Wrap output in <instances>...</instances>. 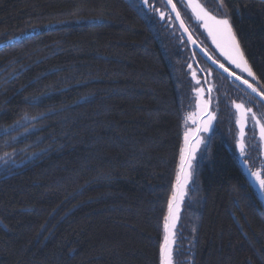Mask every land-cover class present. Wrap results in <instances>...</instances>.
Here are the masks:
<instances>
[{
	"label": "trees",
	"instance_id": "obj_1",
	"mask_svg": "<svg viewBox=\"0 0 264 264\" xmlns=\"http://www.w3.org/2000/svg\"><path fill=\"white\" fill-rule=\"evenodd\" d=\"M223 4L264 94V0ZM177 37L134 0H0V264H159L192 106ZM177 234L176 264H264V206L220 136Z\"/></svg>",
	"mask_w": 264,
	"mask_h": 264
},
{
	"label": "flooded vegetation",
	"instance_id": "obj_2",
	"mask_svg": "<svg viewBox=\"0 0 264 264\" xmlns=\"http://www.w3.org/2000/svg\"><path fill=\"white\" fill-rule=\"evenodd\" d=\"M134 1L139 7L144 9L147 15L150 17L156 16L159 23L164 24L169 30L173 31L176 36L181 38V44L186 46L190 58L189 64L191 66V71L188 72L191 90L193 94L199 92V89L202 90L206 96V108L209 106L210 114L212 112L215 117V124L217 126L219 125L218 127L221 126L224 130V134H220V132L217 131L213 136H220L221 139L227 140V136L229 135L228 127H230L233 134H235L241 124L245 127V136L247 137L245 143V155L248 154L245 157L246 162L248 166L256 167V169L260 168L259 170L261 171L264 170V162L261 161L263 156L257 153V151L262 150V148L264 150V140L261 139L260 135V127L264 126V104L255 96V94L260 93L259 95L264 97V94L252 77L230 64L218 50L214 49L199 26L192 27L191 23V25H189L187 22L189 20H186L176 0H172V3L175 4L176 11L180 13L182 22L200 50L204 49V52L206 51L208 53L206 57L211 56L217 61V63H215L217 66L223 64L230 72L234 73V75H226L213 68L208 62L209 58L205 59L194 48H190L164 0H147V2H145V0ZM162 16L163 18H161ZM209 60L213 62L212 59ZM193 74H195V76ZM235 75L241 76L242 79H247L257 91L253 92L246 85L242 84L240 80L235 79ZM237 104L242 105V108L238 110L235 107ZM248 109H251V111H248ZM253 116L256 117V120H253ZM245 121L251 123V129L248 125L246 127ZM257 121H259V124Z\"/></svg>",
	"mask_w": 264,
	"mask_h": 264
},
{
	"label": "rangeland",
	"instance_id": "obj_3",
	"mask_svg": "<svg viewBox=\"0 0 264 264\" xmlns=\"http://www.w3.org/2000/svg\"><path fill=\"white\" fill-rule=\"evenodd\" d=\"M181 12L184 14L186 20L189 23V25L192 24V27L197 26L198 22H196L195 18L192 16L190 10L188 9V5H187V0H176ZM199 4L204 7V9H206L210 15L215 16L217 18H224L225 15H227L224 6H222L221 1L220 0H198ZM151 18L153 20L157 19L156 16H151ZM158 20V19H157ZM159 22V21H158ZM191 23V24H190ZM163 26V28L165 30H169L166 26H164V24H161ZM170 33H172L173 35H176L173 31L170 30ZM177 37V36H176ZM207 39L210 41L211 46L214 49H217L215 47V45L212 43V39L211 37L206 34ZM178 39H176V41H174V45L179 46V42L181 43V38L177 37ZM177 48V47H176ZM218 50V49H217ZM218 52V51H217ZM187 71L190 72L191 71V66L188 62L187 64ZM193 71V69H192ZM194 72V71H193ZM256 83V81H255ZM257 84V83H256ZM199 92H196L195 94L190 93V97H191V101H192V106L191 108H189V110L186 112V115L184 116V120H183V132L184 134L188 133V142H187V147L185 146V152H184V156H185V168L183 171V175L185 177V174L187 175V180L185 183L186 186V192L184 194V198L187 200L189 198L190 195V191L193 189L194 186V182H195V176H196V168L198 166V163H200L204 156L206 155V151L208 148V145L210 143L211 138L213 137V135L215 134V132H220V134H224V130L220 127H218L215 124V117L214 115L210 114V112L208 113V115H206L203 119H201L205 113H206V96L205 94L202 92L201 89H199ZM195 114L194 119H189V116ZM201 121L200 124V131H196V129L198 128V121ZM245 125L251 129L252 125L251 123L245 121ZM205 126L207 127V131H204ZM244 126H243V130H238L236 131L235 134H233L232 129L230 127H228V131H229V135L227 136V141L228 144L230 145L231 148H233L236 156H237V160L240 163V166L242 168H247L252 176V179L254 181L255 184H257L258 186L259 183L257 182L256 177L253 175V173H260L262 178L263 177V172L264 170H259L260 168L256 167H251L248 166V163L246 162L245 157L248 155H245V147H246V136H245V130H244ZM197 136H199L198 138H195ZM194 141L189 145L188 143L190 142V140ZM197 141H200V143H196ZM258 141V140H257ZM242 144L243 145V151H241V148L239 147V145ZM187 148L189 149V155H188V151ZM194 149V150H193ZM187 151V152H186ZM258 154H260L261 156H263L262 158V162H264V150L262 148V150L257 151ZM188 156V158H187ZM262 200L264 203V191L262 192ZM185 200V202H186ZM182 214V213H181ZM181 218V217H180ZM180 223V220H179ZM179 223L177 225V227H175L176 231L174 232V242H173V247L171 249V254H172V261L173 264H176L177 262V254L181 252H179L180 246H178V239H177V229L179 226ZM180 258H182V255H179Z\"/></svg>",
	"mask_w": 264,
	"mask_h": 264
},
{
	"label": "snow or ice",
	"instance_id": "obj_4",
	"mask_svg": "<svg viewBox=\"0 0 264 264\" xmlns=\"http://www.w3.org/2000/svg\"><path fill=\"white\" fill-rule=\"evenodd\" d=\"M147 2V0H145ZM167 3L172 7V10L176 12V6L172 3V0H167ZM222 6L223 0H221ZM187 5L192 9L193 13L197 16L198 19H202L204 21V28L207 30L208 35L212 39V43L216 46V48L220 51L221 55H223L230 64L234 65L237 69H240L242 72H246L248 76L252 77L253 80L256 79L252 69L248 66L247 62L244 60L243 53L240 51L239 44L236 41V37L233 33V25L229 22V17L225 15L224 18H217L215 16L210 15L204 8L199 4L198 0H187ZM177 19L180 18V13L176 12ZM163 18V16L161 17ZM181 27H183V22H181ZM189 40H192L191 36H189ZM195 43V41H192ZM204 51V49H201ZM205 55L208 53L205 51ZM213 60V63H217L211 56L208 57ZM219 67L223 68L225 72H228L230 76L234 75V73L230 72L228 68H226L223 64H220ZM195 76V74H193ZM235 79L240 80L242 84L246 85L253 92H256V88L252 86L251 83L248 82L247 79H242L241 76L235 75ZM258 95L260 93H257ZM264 98V97H262ZM235 107L239 110L242 108V105H235ZM251 111V109H248ZM195 114L189 116V119H194ZM253 120H256V117L253 116ZM239 123V121H238ZM259 124V121H257ZM196 131H200L199 128ZM204 131H207V127L205 126ZM260 135L261 139L264 140V126L260 127ZM188 142V133L185 134V143ZM197 144L200 141L196 142ZM239 147L241 151H243V145L240 144ZM194 150V149H193ZM184 149H181V164L185 163ZM183 172V167L181 169ZM256 177L257 182L260 185L261 190H264V178H262L260 173H253ZM187 180V175L185 174V182ZM180 175L177 176V187H182L179 183ZM175 198V197H174ZM171 213V205L169 208ZM168 217L165 218V230L168 229L167 224ZM161 264H173L171 248L169 247L168 237L165 236V243L161 246Z\"/></svg>",
	"mask_w": 264,
	"mask_h": 264
},
{
	"label": "water",
	"instance_id": "obj_5",
	"mask_svg": "<svg viewBox=\"0 0 264 264\" xmlns=\"http://www.w3.org/2000/svg\"><path fill=\"white\" fill-rule=\"evenodd\" d=\"M164 1H165L166 5L168 6V8L170 9V11H171V13H172L177 25H178V28H179L180 32L182 33L184 39L186 40V42L188 43L190 48H194L201 56H203L205 59H207L208 57H206L205 52L200 50V48L197 46L196 42L195 43L192 42V41H194V39L190 35L189 31L186 29L184 23H183V27H181L182 20H181V18L177 19V16H176V12L177 11L174 12L172 10V7L167 3V0H164ZM194 2H195V0H194ZM188 9L190 10L192 16L195 18L196 22H198V26L200 27L201 31L206 36V34H208V33H207V30L204 28V21L202 19H198L197 16L193 13L191 8H188ZM204 10L207 11L206 9H204ZM189 36H191L192 40H189ZM208 62L212 65L213 68L217 69L218 71H220V72H222V73H224L226 75H229L228 72H225L223 70V68L217 66L211 60L208 59ZM255 96L264 104V98H262L263 97L262 95L255 94ZM208 113H209V106L206 108V113L201 119H203L206 115H208ZM201 119L198 121V128L200 127V124H201V121H202ZM240 129L243 130V126L241 124L239 126V130ZM198 137L199 136L196 135L195 138H198ZM195 138H193V140H190V142L188 144L190 145L194 141ZM185 146L187 147V144L185 143V134L183 132L181 149L185 150ZM181 149H180V155H179L177 170H176V174H175V179H174V182H173L172 192H171V196L169 198L168 204H167L166 213H165L164 222H163V236H162L161 246L164 245L165 236H167L168 237V241H169V247L171 249L173 247V242H174L173 238H174V235H175L174 232L176 231L175 227H177V225L179 223V220H180V217H181V213L183 211V206H184L185 200H186L184 198L185 197L184 194L186 192V190H185L186 189V186H185L186 182H185V177L183 175V172L181 171L182 167H183V171H184L185 163L183 165L181 164ZM187 151H188V155H189V149L188 148H187ZM187 158H188V156H187ZM242 171H243V174L246 176V179L248 180V182L252 186V188L255 190V192H256L258 198L260 199L261 203L264 206V203H263V200H262V195H261L264 190H261L260 186L255 184L256 182L254 183V181L252 179V176H251V174H250V172H249V170L247 168L246 169L242 168ZM178 175H180L179 183H180V185H182V187H177V183H178L177 182V176ZM170 205H171V213L169 211ZM166 217H168V220H167L168 229H167V231L165 230V218ZM161 246H160V255H159V259L160 260H159V264H161Z\"/></svg>",
	"mask_w": 264,
	"mask_h": 264
}]
</instances>
